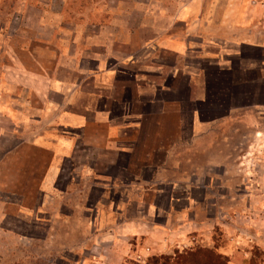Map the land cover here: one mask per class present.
Here are the masks:
<instances>
[{
  "label": "rangeland",
  "instance_id": "374dc122",
  "mask_svg": "<svg viewBox=\"0 0 264 264\" xmlns=\"http://www.w3.org/2000/svg\"><path fill=\"white\" fill-rule=\"evenodd\" d=\"M190 1L0 0V264H85V255L92 249L96 251L94 245L91 251H86L89 240L92 241L91 238L85 239L86 229L103 230L115 221L128 219L151 220L154 218L151 213L157 209L160 213L170 211L174 214L188 208L192 213L196 212V217L209 222L208 233L203 232L201 237L195 233L199 237L176 246L170 254L158 250L157 256L170 255L171 264L183 256L195 264H264V245L247 235L264 236V206L247 203L248 198L264 197V175L258 173V166L264 159L257 157L263 153L264 142L256 139L250 141L249 149L253 153L245 161L249 168L247 172L241 167L244 160L237 156L232 157L236 165L232 172L224 175L205 172L208 169L204 165L209 159H202L200 168L189 166L184 172H178L175 167L181 159L166 158V163H161L154 174L153 179H157L158 173L160 180L154 182L143 175L146 183L142 180L130 182L131 178H125L121 173L117 177L101 173L109 169L114 158L107 154L99 157L102 153L95 152L89 153L88 156L95 158H89L87 164L96 170L88 175L90 179L85 178L87 159L85 149L80 147L70 157L61 159L55 188L44 190L45 173L53 154L34 144L30 138L35 129L43 128L46 121L34 125L32 119L46 118L38 115L41 112L37 108H43L52 96L48 87L49 75L64 81L84 82L85 71L94 69L97 63L93 57L103 55L108 69L118 76L116 88L105 91L109 103L114 99L130 98L129 89L133 99L137 100L134 107L125 111L122 128L132 137L142 133L156 137L149 134L157 127L150 130L141 118L147 112L149 121L153 122L152 115L157 112L162 115V110L152 113L144 110L141 93H148L150 85L163 88L176 85L184 62L172 52H163L161 47L157 49L147 43L152 38L160 39L164 26L173 30L171 34H179L182 25L167 24L163 18ZM194 1L203 7L228 2L236 7L259 8L258 14L250 16L260 22L245 31V39L264 42V0ZM163 10L166 16H162ZM230 32L224 31L225 34ZM237 34L242 35V31ZM213 43V40L205 43L211 57L218 55ZM220 58L223 61L228 57ZM149 69L158 71L148 73ZM86 88L95 90L91 86ZM19 94L21 99L18 101ZM162 122L159 128L165 130L161 129V132L168 131L175 137L182 133L183 127ZM186 128L188 133L191 132V127ZM210 128L195 127V130L216 134H233L241 130L240 126L234 125ZM159 136L161 138L157 140L161 141L164 135ZM149 139L138 142L134 148L143 152L140 154L143 160L146 157L153 159L151 147L158 144L156 141L150 144L152 140ZM120 144L125 148L129 143ZM179 145L181 148L176 141L172 144L163 140L161 146L177 150ZM169 161L173 162L172 166L167 164ZM85 182L105 188L106 199L102 206L93 205L97 194L91 196V191L85 194ZM185 196L195 199L189 207L184 203L169 204L170 197L175 201ZM147 207L150 213L146 211ZM97 210L100 216L96 215ZM234 236L239 239L234 242L240 251L237 260H232L224 251L232 241L229 238ZM242 237L250 240L243 244ZM241 246L248 251L241 253ZM187 252L195 254L191 256ZM151 256V252L143 254L140 251L122 264H133L132 260L145 264Z\"/></svg>",
  "mask_w": 264,
  "mask_h": 264
},
{
  "label": "crops",
  "instance_id": "0c3cea01",
  "mask_svg": "<svg viewBox=\"0 0 264 264\" xmlns=\"http://www.w3.org/2000/svg\"><path fill=\"white\" fill-rule=\"evenodd\" d=\"M259 12V8L236 7L228 2L224 5L203 7L192 0L188 4L179 6L173 14L168 15L169 17L163 18L167 24L170 22L181 24V32L176 35L171 34L173 30H170L169 26H164L160 39L152 38L149 42L148 39L145 42H148L147 46L151 45L157 49L161 47L163 52H172L179 57V60L183 59L184 63L180 66L181 74L176 80V85L167 88L150 85L147 88L149 92L141 93L143 95L141 98L145 101L143 108L148 112L162 110L164 114L165 110L176 111L174 121L170 124L183 127L182 133L178 134L176 139L169 138L168 141L172 144L176 141L177 144H181V148L179 145L177 150H168L164 147L157 149L153 152L152 160L146 157L149 160L136 162L135 166L132 165L133 158L136 156L138 158L141 153L134 149L135 145L146 141L147 138H150L149 140L154 138L144 133L132 137L125 132V128H122L121 121L125 111L134 107L137 100L133 99L132 90L129 89L130 98L125 97L123 101L114 99L109 103L105 91L116 88L118 76L108 69L103 55L98 54L97 57H93L97 63L94 69L85 71L84 82L64 81L49 75L48 87L52 96L43 108H37L41 112L38 115L42 114V117L46 118L32 119L34 125H42L41 122L44 123L45 119L46 121L42 125L43 128L35 129L30 138L34 144L48 149L53 154V160L45 173V192L55 188L61 159L70 157L80 147L85 149L87 179H90L88 175L96 170L93 165L87 164L89 158H95L88 156L90 152L102 153L99 157L107 154L114 158L109 163V169L101 173L114 177L121 173L125 178L130 177V182L142 180L146 183L143 175L157 182L160 177L157 173V179H153L155 171L166 158L181 159L175 167L178 172L180 170L184 172L189 166H194V169L200 168L203 166L202 159H209L204 165L208 169L205 172L212 171L214 174L224 175L232 172L236 166L232 162V157L237 156L241 161L244 160V165L241 167L247 172L249 168L245 165V161L253 153V150L249 149L250 141L256 139L260 143L264 142V42L245 39L247 38L245 31L260 22V19L255 20L250 14ZM163 15L166 16L165 10L162 11ZM225 30L231 32L225 34ZM240 30L242 35L237 34ZM222 32L224 36L221 35ZM211 40L218 52L214 57H211V53L205 49L206 41ZM224 55L228 58L221 61L220 57ZM192 56L195 57L194 61ZM150 63L154 65V61ZM151 68L158 69L154 66ZM157 71L149 69L148 73ZM84 85L85 89H83ZM89 86L95 90L86 88ZM148 97L150 98L147 100ZM17 99L18 101L21 99L20 94ZM147 115V112L143 114L141 118L143 122L148 119ZM19 119L21 120V117ZM232 125L240 126L241 130L233 134L203 133L195 130V127L209 126L212 130L214 127ZM186 127H191V132H186ZM249 131H252V134ZM162 138L165 140V136ZM120 143L129 144L123 148ZM238 145L240 147H237ZM257 157L264 159V150ZM167 164L172 166L173 162L169 161ZM258 169V173L264 175V162L259 164ZM198 171L201 172L200 169ZM189 172L194 173L191 170ZM86 191H91V196L93 193L97 194L93 205L100 207L104 204L105 188L85 182V194ZM194 201L195 199L186 196L175 201L169 198V204L184 203L183 205L187 207ZM134 202L136 204V201ZM247 203L252 206H264V197L248 198ZM143 205L151 206L145 203ZM146 211L150 213L148 207ZM98 212L99 210L96 211V215L100 216ZM177 212L160 213L157 209L155 213H151L154 216L151 217L153 220L128 219L124 222L115 221L103 230L97 227V229L95 227L86 229L85 239H92L89 240L86 251H91L93 245L96 251L93 252L92 249L91 253L85 255V264H122L126 258H133L140 251L143 254L151 252L152 255H156L159 250L170 254L171 249L176 246H182L183 242L199 237L195 236V233H199L200 237L203 232H205L203 234L208 233L206 231L210 228L209 222L196 217V212L192 213L190 208ZM247 235L264 245L263 235L251 233ZM242 238L243 244L247 243L246 240H250ZM229 239L232 241H229L230 244L224 250L225 254L232 260H237L240 251L235 248L234 242L239 239L237 236ZM242 250L241 253L248 251L246 247H242Z\"/></svg>",
  "mask_w": 264,
  "mask_h": 264
},
{
  "label": "trees",
  "instance_id": "16d2710c",
  "mask_svg": "<svg viewBox=\"0 0 264 264\" xmlns=\"http://www.w3.org/2000/svg\"><path fill=\"white\" fill-rule=\"evenodd\" d=\"M152 116H154V118H155L154 121L153 122H150L149 119H147L146 120V122H147L146 126L147 127H150V130L153 129V127H155V128L157 127V129H154V130L150 131V134H149V135H156V137L150 136V137H152V139L155 138L154 140H152L150 142V144H152L155 141H156V143H158V144L153 145L151 147L153 149L152 151L155 152L157 149H162L164 147V146H161L163 139L161 141L160 140H157L158 138H161V136H159V135L163 134L165 136V140L164 141L166 143H171L170 141H168V139L169 138L172 139V138L175 137L174 134H171L168 131H166L165 133L164 132H161V129H163V130H165V129H164V127L163 128H159V126L161 125V122L162 121L165 124H166V121H167L168 122V125L177 126V125L170 124V123H172L174 121L173 119L176 116V111L175 110H169V111L167 110L162 115L161 114H158V112H157V113H154ZM152 116L150 115V118ZM178 127H181V126H178ZM167 130H170V129H167ZM186 132H187V128H186ZM142 153L143 152L141 151L140 154H142ZM140 154H139V156H140ZM139 156H138V158H136L137 156L135 158L132 157L133 160H134V163L132 164L133 166H135V164H137L136 162H140V161L143 160V158L142 157H139ZM193 252H187L186 254L192 256V255L195 254ZM183 257H181V259L179 261H177L175 264H195V262L193 260H188L187 261V258H188L187 256H185V258H183ZM220 257H221V255H220ZM171 259H172V257L170 255H161V256L152 255L151 257H149L147 259V263H145V264H171ZM131 263H133V264H141L140 262L134 261V260H132ZM172 264H174V262Z\"/></svg>",
  "mask_w": 264,
  "mask_h": 264
}]
</instances>
